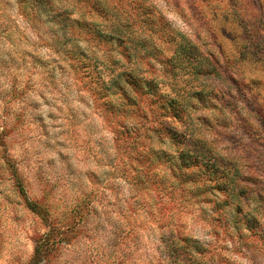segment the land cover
Listing matches in <instances>:
<instances>
[{
  "label": "rangeland",
  "instance_id": "374dc122",
  "mask_svg": "<svg viewBox=\"0 0 264 264\" xmlns=\"http://www.w3.org/2000/svg\"><path fill=\"white\" fill-rule=\"evenodd\" d=\"M0 264H264V0H0Z\"/></svg>",
  "mask_w": 264,
  "mask_h": 264
},
{
  "label": "trees",
  "instance_id": "16d2710c",
  "mask_svg": "<svg viewBox=\"0 0 264 264\" xmlns=\"http://www.w3.org/2000/svg\"><path fill=\"white\" fill-rule=\"evenodd\" d=\"M184 52H186V50H184ZM188 53L190 54V58L191 59H194V58H192V56L191 55H194L193 57H195V59H198V54L194 51V47H192L190 50H188ZM181 159H182V162L183 163H187V162H190V165H195V163H197V161L200 159V157L195 153V152H192L191 150H187L186 152H183L182 154H181ZM190 165H189V167H190ZM213 165V164H212ZM188 167V168H189ZM208 168H210L211 169V166L210 165H208ZM217 169H219L218 167L216 168V170ZM36 256L38 257V256H40V254H41V252H42V250H41V248H38L37 250H36Z\"/></svg>",
  "mask_w": 264,
  "mask_h": 264
}]
</instances>
